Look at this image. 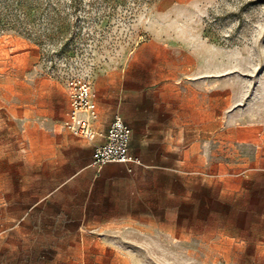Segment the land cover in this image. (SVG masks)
Returning a JSON list of instances; mask_svg holds the SVG:
<instances>
[{
	"label": "rangeland",
	"instance_id": "374dc122",
	"mask_svg": "<svg viewBox=\"0 0 264 264\" xmlns=\"http://www.w3.org/2000/svg\"><path fill=\"white\" fill-rule=\"evenodd\" d=\"M150 42L183 48L192 78L219 76L226 135L254 129L239 159L225 176L161 177V200L128 211L140 218L105 211L33 241L14 220L49 219L1 206L0 264H264V0H0V155L7 163L15 143L19 152L26 122L56 117L69 75L95 84L112 73L119 85L135 48ZM76 232L82 240H66Z\"/></svg>",
	"mask_w": 264,
	"mask_h": 264
},
{
	"label": "crops",
	"instance_id": "0c3cea01",
	"mask_svg": "<svg viewBox=\"0 0 264 264\" xmlns=\"http://www.w3.org/2000/svg\"><path fill=\"white\" fill-rule=\"evenodd\" d=\"M133 54L131 69L119 74V85L112 73L91 81L98 112L94 143L105 141V132L120 115L132 128L130 151L140 164L92 165L94 143L62 125L70 113L66 81L58 91L56 117L26 122L30 130L19 152L15 143L7 163L0 155V207L39 209L49 219L35 222L25 214L14 220L15 228L23 225L24 240L55 235L64 224L80 228L105 211L148 209L149 200H161V177L225 176L230 172L226 162L239 159L237 146L254 129L232 126L226 135L225 90L218 75L201 72L192 78L183 48L173 50L164 43H139ZM150 58L153 77L147 81L142 71ZM237 119L238 114L230 113L227 121L234 124ZM226 144L231 151L226 152ZM216 187L223 200L225 186ZM83 237L81 232L66 234V240Z\"/></svg>",
	"mask_w": 264,
	"mask_h": 264
},
{
	"label": "built area",
	"instance_id": "2783aa9c",
	"mask_svg": "<svg viewBox=\"0 0 264 264\" xmlns=\"http://www.w3.org/2000/svg\"><path fill=\"white\" fill-rule=\"evenodd\" d=\"M70 102V113L63 127L90 142H95L99 134L94 127L98 116L97 103L92 96L91 80L81 74L73 73L66 79ZM103 143H94L92 165L101 168L108 163L140 164L130 151L132 128L120 115H116L104 134ZM129 171H133L131 168Z\"/></svg>",
	"mask_w": 264,
	"mask_h": 264
}]
</instances>
